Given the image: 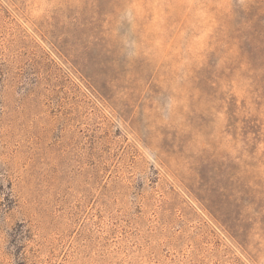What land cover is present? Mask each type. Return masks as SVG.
<instances>
[{"label": "rangeland", "instance_id": "374dc122", "mask_svg": "<svg viewBox=\"0 0 264 264\" xmlns=\"http://www.w3.org/2000/svg\"><path fill=\"white\" fill-rule=\"evenodd\" d=\"M0 264H264V0H0Z\"/></svg>", "mask_w": 264, "mask_h": 264}, {"label": "trees", "instance_id": "16d2710c", "mask_svg": "<svg viewBox=\"0 0 264 264\" xmlns=\"http://www.w3.org/2000/svg\"><path fill=\"white\" fill-rule=\"evenodd\" d=\"M238 30H240V29H238ZM230 111H231L230 113H232V114H231V117H229V128H231L236 122V120H234V116H233L234 110H230Z\"/></svg>", "mask_w": 264, "mask_h": 264}]
</instances>
